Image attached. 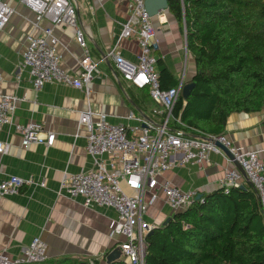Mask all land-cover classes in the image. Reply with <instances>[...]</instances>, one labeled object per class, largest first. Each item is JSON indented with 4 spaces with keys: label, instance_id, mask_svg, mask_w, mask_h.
Segmentation results:
<instances>
[{
    "label": "crops",
    "instance_id": "0c3cea01",
    "mask_svg": "<svg viewBox=\"0 0 264 264\" xmlns=\"http://www.w3.org/2000/svg\"><path fill=\"white\" fill-rule=\"evenodd\" d=\"M3 1L14 9V13L0 31V72L3 74L0 94L18 96L15 122H39L45 131L54 132L56 139L52 146L32 143L23 147L21 134L14 124L0 127V140L11 144L7 154H0V177L15 174L46 182L45 187L26 185L19 194L0 199V250H6L12 256L20 255L34 236H40L48 244L46 264H56L62 257L89 264L95 256H98L96 264H108L107 253L123 239L109 233V223L117 217L116 210L87 207L81 197L73 198L60 189L63 174L88 170L94 163L87 150L85 131L80 130V134H76L81 112L90 108L95 113L104 114L110 122L125 124L129 131L143 125L130 117L131 113L157 122L164 117L152 114L157 104L147 87L129 84L116 70L114 60L104 59L120 38L129 14L128 0H74L90 54L99 61L100 72L93 77L88 92L85 88L58 82L46 83L36 90L27 70L21 73L19 80L16 78L28 34H41L44 28L53 27L62 67L69 71L77 68L83 50L75 40L73 27L39 18L22 0ZM153 22L156 28L154 53L162 59V67L169 70L177 84L183 72L185 83L191 81L196 67L187 49L184 25L181 26L169 10L153 17ZM119 51L125 59L136 63L139 43L135 38H123ZM188 132L212 134L199 129L193 132L189 129ZM223 133L243 149L258 150L264 160V111L232 113ZM234 166L222 155L212 153L210 164H176L165 171L160 180L205 194L219 189L224 171ZM243 185L254 190L246 178L240 186ZM172 214L173 210L160 197L149 206L144 219L160 226ZM122 261L127 264L124 258Z\"/></svg>",
    "mask_w": 264,
    "mask_h": 264
},
{
    "label": "built area",
    "instance_id": "2783aa9c",
    "mask_svg": "<svg viewBox=\"0 0 264 264\" xmlns=\"http://www.w3.org/2000/svg\"><path fill=\"white\" fill-rule=\"evenodd\" d=\"M146 0H128L129 14L124 23L120 38L107 52L104 59L112 58L121 76L139 88L147 87L157 107L155 114L162 115V121L133 117L143 123L134 131L122 123H113L102 113L92 109L81 112L77 135L84 130L88 144L87 150L93 158V166L74 174H63L61 189L69 196L81 197L87 207L100 206L113 208L117 217L109 223V233L122 237L117 246L127 264H144L146 236L157 226L147 222L144 215L149 206L162 197L175 211L184 210L196 201L197 189H182L169 181H161L162 174L178 165L210 164V155L218 153L228 161L227 149L242 166L224 171L219 186L229 193L233 186L241 185L245 178L253 186L264 216V160L258 150H248L236 145L226 134L194 135L195 131L185 124L180 116L173 114L179 99L185 73L176 86L164 88L157 70V57L154 53L156 28L153 17L148 12ZM39 18H46L53 24H65L75 29V40L83 50L75 70L62 67V56L57 49L58 38L53 35V27H47L41 34H28L22 59L18 65L16 78L28 71L36 90L46 83L58 82L77 88L90 90L95 74L100 72L99 61L92 58L84 31L79 25L78 7L74 0H22ZM14 9L0 0V31L10 22ZM123 38H135L140 47L138 61L125 59L119 44ZM3 74L0 72V81ZM18 96L11 93L0 94V127L14 124L21 134V144L28 147L32 143L52 146L56 134L45 131L36 121L26 124L15 122ZM11 144L0 140V154H7ZM26 185L46 186L44 180L23 178L11 174L0 177V199L16 195ZM200 200H203L200 199ZM49 258L48 244L40 236H34L27 249L20 255L12 256L0 250V264H46ZM98 256L89 260L96 264Z\"/></svg>",
    "mask_w": 264,
    "mask_h": 264
},
{
    "label": "trees",
    "instance_id": "16d2710c",
    "mask_svg": "<svg viewBox=\"0 0 264 264\" xmlns=\"http://www.w3.org/2000/svg\"><path fill=\"white\" fill-rule=\"evenodd\" d=\"M168 10L186 27L196 67L195 86L187 98L180 95L173 114L192 128L220 134L232 113L264 111V0H168ZM157 66L162 87L177 85L161 58ZM144 261L264 264V216L256 192L249 185L229 193L219 188L173 212L146 236ZM56 264L82 263L62 257Z\"/></svg>",
    "mask_w": 264,
    "mask_h": 264
},
{
    "label": "water",
    "instance_id": "95a60500",
    "mask_svg": "<svg viewBox=\"0 0 264 264\" xmlns=\"http://www.w3.org/2000/svg\"><path fill=\"white\" fill-rule=\"evenodd\" d=\"M145 5L146 8L148 10V12L150 13V15L152 17L158 16L160 13H162L163 11L168 10V0H146L145 1ZM185 29V33H186V27L184 26ZM195 86V82L194 81H188L183 85L182 88V96L184 98H187L192 89ZM226 153L228 154V156L233 160V163L238 167V169L244 174V170L242 168V166L234 159L233 155L227 150L225 149ZM203 193H199L196 197L197 200H200L203 198ZM169 220V218L165 221L167 222ZM153 229L150 231L152 232ZM149 232V233H150ZM106 261L108 264L117 262V261H122V251L121 249L116 246L115 248H113L110 252L107 253L106 255Z\"/></svg>",
    "mask_w": 264,
    "mask_h": 264
},
{
    "label": "bare ground",
    "instance_id": "6f19581e",
    "mask_svg": "<svg viewBox=\"0 0 264 264\" xmlns=\"http://www.w3.org/2000/svg\"><path fill=\"white\" fill-rule=\"evenodd\" d=\"M89 264H90V262H89Z\"/></svg>",
    "mask_w": 264,
    "mask_h": 264
}]
</instances>
